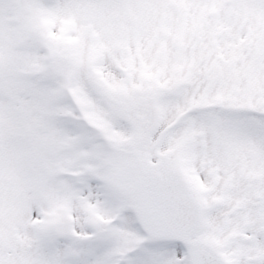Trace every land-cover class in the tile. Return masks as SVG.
Segmentation results:
<instances>
[{"label": "snow or ice", "instance_id": "1", "mask_svg": "<svg viewBox=\"0 0 264 264\" xmlns=\"http://www.w3.org/2000/svg\"><path fill=\"white\" fill-rule=\"evenodd\" d=\"M0 264H264V0H0Z\"/></svg>", "mask_w": 264, "mask_h": 264}]
</instances>
